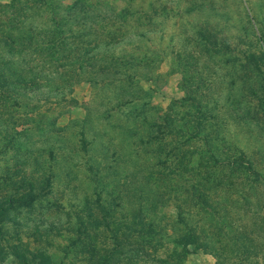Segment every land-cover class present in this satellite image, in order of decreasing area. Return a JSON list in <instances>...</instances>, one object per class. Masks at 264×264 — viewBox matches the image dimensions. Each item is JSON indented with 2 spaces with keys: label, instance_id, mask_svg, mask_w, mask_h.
I'll use <instances>...</instances> for the list:
<instances>
[{
  "label": "trees",
  "instance_id": "16d2710c",
  "mask_svg": "<svg viewBox=\"0 0 264 264\" xmlns=\"http://www.w3.org/2000/svg\"><path fill=\"white\" fill-rule=\"evenodd\" d=\"M28 4L10 0L3 10L8 17L0 21V161L4 162L0 168V264H60L53 252H33L16 230L7 229L11 224L26 228L19 214L42 204L50 210L53 205L60 207L53 198L59 188L85 192L81 196L91 210L87 221L76 214L64 229L67 243L57 246L63 264H137L139 253L150 254L145 249L148 237H154L160 225L155 212L168 200L164 193L168 183L160 185L161 179L155 177L160 172L153 168L161 163L164 136L186 132L209 143L203 102L193 97L200 86L190 83L185 76L189 70L183 66L186 94L180 101L186 115L170 110L160 119L148 101L149 89L141 83H154L165 53L159 42L145 45L143 34L130 30L140 28L130 19L133 11L124 8L118 19L102 16L97 5L85 0ZM31 8L42 21L25 29L24 17ZM253 16L245 11L247 20ZM226 17L235 27L233 16ZM135 18L138 24L142 16ZM244 30L242 36L247 38ZM260 49L264 61V45ZM240 52L235 58L241 56L238 61L245 74L254 73L259 67L254 46ZM81 80L91 85V102L81 119L59 126L56 108L70 102L72 87ZM137 158L154 163L143 161L151 164L145 169ZM131 162L132 171L123 174ZM74 177L81 180V189L74 185ZM55 229L46 230L52 234ZM96 230L107 233L103 245L88 238ZM177 232L180 236L172 237L173 246L188 252L187 234ZM10 239L20 242L13 244ZM73 253L83 257L73 261Z\"/></svg>",
  "mask_w": 264,
  "mask_h": 264
},
{
  "label": "rangeland",
  "instance_id": "374dc122",
  "mask_svg": "<svg viewBox=\"0 0 264 264\" xmlns=\"http://www.w3.org/2000/svg\"><path fill=\"white\" fill-rule=\"evenodd\" d=\"M26 1L27 4L34 1L47 4L49 1L71 3L74 0ZM85 1L97 5L102 16L121 19L116 15L123 14L124 8L133 11L136 17L141 14L138 24L135 16L130 18L140 28L130 27V30L141 32L145 45L151 47L159 42L161 52L165 53L158 64L159 76L154 83H141L149 89L150 106L161 115L160 119L170 110L182 117L186 115L180 101L186 94L181 75L185 66L189 70L185 76L190 83L200 86L193 97L203 102L209 127V143L186 132L164 136L160 166L153 168L160 172L155 175L161 179L160 185L168 183L164 189L168 200L155 212L160 225H156L157 234L148 237L151 240L145 249L150 254H140L136 248L139 254L134 263L264 264V61L260 60V47L264 45V0ZM9 2L0 0L2 22L8 17L3 10ZM245 11L249 17L254 14L252 21L246 19ZM227 14L233 16L235 27L225 21ZM26 15L25 29L36 27L42 21L32 8ZM243 30L248 34L247 38L242 36ZM210 41L215 48L208 44ZM250 45L254 46L259 67L254 73L245 74L243 63L241 66L238 61L241 56L235 58V55H242L241 49ZM230 53L233 56H228ZM183 59L184 63L180 65ZM70 98V102L56 108L59 126L84 116L85 106L92 99L90 83L76 82ZM137 159L145 169H150L151 164L144 163L146 158ZM146 163H154V160ZM131 164L123 174L132 171ZM3 166L4 162L0 161V168ZM73 179H76L74 185L81 189V180ZM82 193L86 194L59 188L53 198L60 207L56 206V209L53 205L50 210L48 204H42L19 214L18 218L26 228L19 229L11 224L13 226H7V229L16 230L31 251H51L63 264V255L57 246L67 243L64 229L71 225L75 216L87 221V215L91 213ZM52 226L56 232L49 234L46 229ZM177 229L187 234L186 241L191 243L188 252L172 244V237L179 235ZM59 230L64 237L58 236ZM106 234L104 230H96L88 238L103 245ZM10 241L13 244L20 242L17 239ZM82 255L74 254L73 261Z\"/></svg>",
  "mask_w": 264,
  "mask_h": 264
}]
</instances>
